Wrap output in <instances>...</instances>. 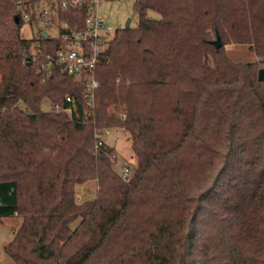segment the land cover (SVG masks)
Returning <instances> with one entry per match:
<instances>
[{"label":"trees","instance_id":"obj_1","mask_svg":"<svg viewBox=\"0 0 264 264\" xmlns=\"http://www.w3.org/2000/svg\"><path fill=\"white\" fill-rule=\"evenodd\" d=\"M17 1L0 0V219H23L6 255L15 264H264V0H136L138 27L110 41L92 111L84 84L43 56L61 40L41 38L33 56ZM84 19L60 14L72 30ZM232 44L259 60L232 62ZM67 95L79 120L42 109L67 107ZM106 128L130 134L129 182L113 168L114 148H95ZM92 181L96 197L79 202L77 187Z\"/></svg>","mask_w":264,"mask_h":264},{"label":"built area","instance_id":"obj_2","mask_svg":"<svg viewBox=\"0 0 264 264\" xmlns=\"http://www.w3.org/2000/svg\"><path fill=\"white\" fill-rule=\"evenodd\" d=\"M108 0H39L34 5L27 6L29 0H18L17 5L21 12L22 20L31 25H52L54 18L60 25V37L62 44L54 55L45 54L51 65L57 66L63 73L74 78L75 82L84 84V103L87 109L92 111L96 105V94L100 83L96 76L97 67L101 58L109 47V43L115 36L117 30L112 25L107 24L98 15V7ZM70 11L85 13L84 28L72 30L68 23L61 22L60 14ZM40 32V37L43 38ZM51 38L47 34V39ZM45 39V38H44ZM39 40L33 52V56H38L40 47ZM65 102L67 107L61 104H54L45 101L42 109L49 113H65L70 118L79 120L78 108L74 97L67 95ZM18 106L26 109L20 102ZM89 114H86L87 119ZM109 135L108 129L96 130L95 148L98 150L106 143ZM125 182L131 179V171L126 168L121 174Z\"/></svg>","mask_w":264,"mask_h":264},{"label":"rangeland","instance_id":"obj_3","mask_svg":"<svg viewBox=\"0 0 264 264\" xmlns=\"http://www.w3.org/2000/svg\"><path fill=\"white\" fill-rule=\"evenodd\" d=\"M136 0H108L98 7V15L107 24L112 25L115 30L123 29L127 21L130 19V28H136L139 24L138 13L135 9ZM150 17L158 19L157 14L151 13ZM45 31L51 38L60 37V25L54 18L52 25H31L25 22L21 29V37L23 40L32 43V52L36 48V44L40 37V32ZM227 57L236 64L254 63L259 59L246 45H227L224 48ZM264 70V64L261 65L259 73ZM108 129V128H106ZM109 135L106 139V145L114 148L115 159H113V168L121 176L124 169L128 168L133 171L137 166L135 155L133 154L130 134L120 129H108ZM97 183L92 181L76 189V198L79 202L92 200L97 194ZM23 222L22 217L16 215L10 218L0 219V264H15L11 258L5 253V248L14 239L15 233L19 230ZM78 220L72 225L75 230L80 224Z\"/></svg>","mask_w":264,"mask_h":264},{"label":"water","instance_id":"obj_4","mask_svg":"<svg viewBox=\"0 0 264 264\" xmlns=\"http://www.w3.org/2000/svg\"><path fill=\"white\" fill-rule=\"evenodd\" d=\"M130 23H131V20L129 19L127 21V23H126L125 29H130ZM42 36H43V38L47 39V33L46 32H43L42 33ZM216 45H217L218 48L221 47V44L220 43H216ZM259 80H260V82H262L264 80V70H261L260 71V73H259Z\"/></svg>","mask_w":264,"mask_h":264}]
</instances>
